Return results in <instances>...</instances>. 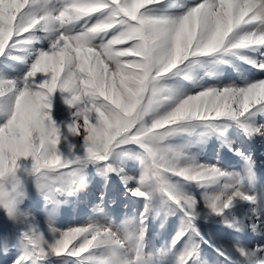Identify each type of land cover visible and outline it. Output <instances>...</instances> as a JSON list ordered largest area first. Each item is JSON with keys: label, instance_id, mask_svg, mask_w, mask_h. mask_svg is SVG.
Instances as JSON below:
<instances>
[{"label": "snow or ice", "instance_id": "obj_1", "mask_svg": "<svg viewBox=\"0 0 264 264\" xmlns=\"http://www.w3.org/2000/svg\"><path fill=\"white\" fill-rule=\"evenodd\" d=\"M241 137L264 140V0H0L8 264H264V176Z\"/></svg>", "mask_w": 264, "mask_h": 264}, {"label": "rangeland", "instance_id": "obj_2", "mask_svg": "<svg viewBox=\"0 0 264 264\" xmlns=\"http://www.w3.org/2000/svg\"><path fill=\"white\" fill-rule=\"evenodd\" d=\"M211 82V81H210ZM59 105V101H57ZM62 107V106H61ZM237 145L242 147L246 152H250L253 155V158L256 163V170L258 175L264 176V140L260 138H256L252 141L244 140L242 137L237 139ZM216 147L215 141L211 142L204 153L205 158L208 159H215L213 154V149ZM221 166L226 168H233L239 166V160L237 157L233 156L231 153L225 150L220 157ZM130 171L135 172L138 170V162L129 165ZM102 187V182L98 177H95L93 182L90 184L89 188L87 189L86 194H81L80 201L76 204H73L71 207H66L62 213L60 218V223L63 224L64 227H67L71 224H74L78 220H82L85 214V205L87 209H91V204L88 203L91 200L93 203L97 202L96 197L99 195V192ZM124 189L121 186L120 182L115 178L112 177V188L109 192V199L114 200L115 203L109 204V211L113 216V219L116 223H119L120 219L123 216V204L125 201L122 199L121 194L123 193ZM194 192L198 194V189H193ZM26 207H33V201H29L25 205ZM40 224L44 225V217L43 214L40 213L37 217ZM175 218H169V226L175 224ZM59 226V224H58ZM0 227H2V223H0ZM202 227L206 229H210L213 232L221 231L215 225H204L202 222ZM150 236L153 239V243L156 247H159L165 239L169 236V230H161L159 229V222L153 221L150 224ZM0 264H8V260L4 257H0Z\"/></svg>", "mask_w": 264, "mask_h": 264}]
</instances>
